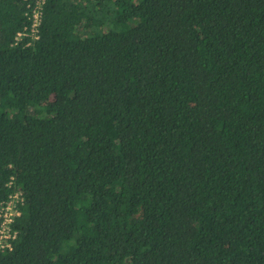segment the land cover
<instances>
[{
    "label": "trees",
    "instance_id": "16d2710c",
    "mask_svg": "<svg viewBox=\"0 0 264 264\" xmlns=\"http://www.w3.org/2000/svg\"><path fill=\"white\" fill-rule=\"evenodd\" d=\"M32 1L0 0V264H264V0H45L14 44Z\"/></svg>",
    "mask_w": 264,
    "mask_h": 264
},
{
    "label": "built area",
    "instance_id": "2783aa9c",
    "mask_svg": "<svg viewBox=\"0 0 264 264\" xmlns=\"http://www.w3.org/2000/svg\"><path fill=\"white\" fill-rule=\"evenodd\" d=\"M45 0H33V5L27 6L29 11L26 13L28 19V26L23 28L22 32L17 34L14 41L16 44L19 40L23 38H30L31 40H37L38 27L40 26L41 18V6ZM11 184V183H10ZM9 200L6 202L4 207L0 208V250L11 249L10 242L14 239L15 234L11 232L10 224L13 222L14 217L20 215L19 211L16 209V205L22 203V193L20 190L14 191L9 195ZM9 241V242H8Z\"/></svg>",
    "mask_w": 264,
    "mask_h": 264
}]
</instances>
